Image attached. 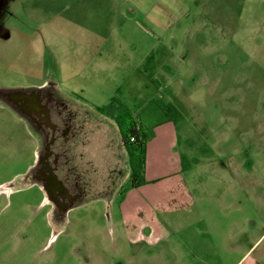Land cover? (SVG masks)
Listing matches in <instances>:
<instances>
[{
	"label": "rangeland",
	"instance_id": "rangeland-1",
	"mask_svg": "<svg viewBox=\"0 0 264 264\" xmlns=\"http://www.w3.org/2000/svg\"><path fill=\"white\" fill-rule=\"evenodd\" d=\"M50 82L81 127L86 190L63 213L31 175L42 133L1 95ZM116 95L146 132L176 123L198 213L182 242L124 234L130 169L96 110ZM0 264H264V0H0Z\"/></svg>",
	"mask_w": 264,
	"mask_h": 264
},
{
	"label": "crops",
	"instance_id": "crops-1",
	"mask_svg": "<svg viewBox=\"0 0 264 264\" xmlns=\"http://www.w3.org/2000/svg\"><path fill=\"white\" fill-rule=\"evenodd\" d=\"M88 64L91 61H87ZM84 69V63L82 66ZM84 73V70L82 74ZM80 72L77 73V76ZM104 118V117H103ZM107 118V117H106ZM109 122L110 118L99 119ZM112 121V120H111ZM113 122V121H112ZM114 123V122H113ZM145 156V183L132 187H122L119 193V219L125 236L131 243L145 245H160L171 240L182 242L194 223H186L189 217H196L197 197L194 188L187 180V173L180 152V141L176 123L170 117L154 124L148 130ZM125 161L129 165L126 149ZM130 169V165H129ZM131 177V169H130ZM237 199L238 207L232 212H223L225 216L234 218L237 240H232L228 248L234 250L235 245L244 248L243 235L240 237V228L243 227V211L240 210V196ZM223 242L234 236V232L227 228L222 229ZM224 236H229L225 238ZM218 243H220L218 241Z\"/></svg>",
	"mask_w": 264,
	"mask_h": 264
},
{
	"label": "flooded vegetation",
	"instance_id": "flooded-vegetation-1",
	"mask_svg": "<svg viewBox=\"0 0 264 264\" xmlns=\"http://www.w3.org/2000/svg\"><path fill=\"white\" fill-rule=\"evenodd\" d=\"M54 84L50 82L35 89H10L1 95L42 133L43 151L31 175L42 184L56 211L63 213L86 189L80 182L75 156L81 132L75 119L77 111L71 107L74 103L57 92Z\"/></svg>",
	"mask_w": 264,
	"mask_h": 264
},
{
	"label": "trees",
	"instance_id": "trees-1",
	"mask_svg": "<svg viewBox=\"0 0 264 264\" xmlns=\"http://www.w3.org/2000/svg\"><path fill=\"white\" fill-rule=\"evenodd\" d=\"M102 116L110 118L118 127L122 143L126 149L131 169V186L145 183V156L148 133L133 111L116 95L102 107L96 106Z\"/></svg>",
	"mask_w": 264,
	"mask_h": 264
}]
</instances>
